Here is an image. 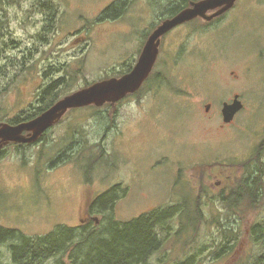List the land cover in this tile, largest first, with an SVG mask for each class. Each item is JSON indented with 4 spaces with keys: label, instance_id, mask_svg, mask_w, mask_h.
I'll return each instance as SVG.
<instances>
[{
    "label": "rangeland",
    "instance_id": "obj_1",
    "mask_svg": "<svg viewBox=\"0 0 264 264\" xmlns=\"http://www.w3.org/2000/svg\"><path fill=\"white\" fill-rule=\"evenodd\" d=\"M197 1L0 0V124L29 122L130 72L162 22ZM228 15L164 34L136 95L68 110L40 139L2 146L0 227L30 238L58 227L99 234L110 221L157 213L163 245L149 264H257L262 246L250 227L264 222V171L255 174L264 169V0H238ZM235 100L241 109L225 123L222 109ZM255 175L262 196L253 205L245 197L224 219L219 197ZM106 192L111 206L91 209ZM8 247L1 263H11Z\"/></svg>",
    "mask_w": 264,
    "mask_h": 264
},
{
    "label": "trees",
    "instance_id": "obj_2",
    "mask_svg": "<svg viewBox=\"0 0 264 264\" xmlns=\"http://www.w3.org/2000/svg\"><path fill=\"white\" fill-rule=\"evenodd\" d=\"M187 3L184 6H187ZM115 8H111L110 11ZM46 109L41 108L42 111H38L35 116ZM18 122L23 121L17 119L12 124ZM258 160L261 161L260 156ZM263 171V168H256L255 174L256 172L263 173ZM257 178L255 175L252 184L239 179L228 196L219 197L227 211L224 219H234L231 216L237 213L236 209L245 197L249 199V205L258 201L263 193ZM113 196L112 192H106L95 200L91 209L99 206L100 212L107 210L112 204ZM194 206L195 202L192 214ZM161 218V215L155 213L121 224L110 221L99 234L89 233L86 227L80 232L71 228L58 227L48 236L40 238H30L17 230L0 227V246L9 245L10 264H45L51 259H56V264H149L151 256L163 245V241L158 235L159 228L163 230V226L160 224ZM232 221L231 223H233ZM215 224L224 233L232 232L231 229H224L220 221ZM237 228L240 229V224L237 225ZM250 234L253 241L262 246L257 264H264V222L253 224L250 227ZM70 248L73 253H70V257H67L66 261V258L61 255L67 253ZM224 248L232 249L228 246H224ZM0 264L4 263L0 262Z\"/></svg>",
    "mask_w": 264,
    "mask_h": 264
},
{
    "label": "water",
    "instance_id": "obj_3",
    "mask_svg": "<svg viewBox=\"0 0 264 264\" xmlns=\"http://www.w3.org/2000/svg\"><path fill=\"white\" fill-rule=\"evenodd\" d=\"M237 0H201L192 2L190 7L182 10L171 19H167L147 39L137 64L131 72L119 78L96 82L84 89L76 91L41 113L29 122L17 126L0 124V148L12 143H31L36 141L51 126L58 123L68 110L87 106H102L106 103H116L126 95L135 92L150 74L158 54L160 38L171 29L194 18L212 20L229 9ZM213 11L207 15V12ZM241 109V103L235 100L232 105H224L223 121L229 123ZM25 133V134H24Z\"/></svg>",
    "mask_w": 264,
    "mask_h": 264
},
{
    "label": "flooded vegetation",
    "instance_id": "obj_4",
    "mask_svg": "<svg viewBox=\"0 0 264 264\" xmlns=\"http://www.w3.org/2000/svg\"><path fill=\"white\" fill-rule=\"evenodd\" d=\"M235 5H236V3L234 4V6L231 8V9H229L228 11H226L225 13H223L222 15H220V16H218V17H216V18H214V19H212V20H209V21H207V22H211V23H214V22H218V21H221V20H223L225 17H229V15H228V13H229V11L230 10H232L234 7H235ZM207 15H209V14H207ZM231 21V20H230ZM160 46V45H159ZM141 53V52H140ZM140 53H139V56H140ZM159 54H160V49L158 48V54H157V58H158V56H159ZM139 58V57H138ZM157 58H156V61H155V63H154V65H153V68H152V70H151V73L148 75V77L143 81V83H142V85L135 91V92H133V94L131 93L130 95L128 94V96H134V95H136L143 87H145L146 86V84H147V87H148V82L147 81H149L150 80V78L152 77V73H153V70H154V68H155V65H156V63H157ZM137 61H138V59H137ZM137 61H136V64H137ZM135 64V65H136ZM134 65V66H135ZM228 68H230V67H228ZM126 74V73H125ZM127 95L124 97V98H122L121 100H119V101H117V102H121L122 100H124L125 98H127L128 97ZM26 122V121H25ZM20 123H22V122H20ZM231 123V122H230ZM229 123V124H230ZM224 125H228V124H224ZM25 134V133H24ZM42 137V136H41ZM41 137H39V139L41 138ZM113 199L115 200V197L113 196Z\"/></svg>",
    "mask_w": 264,
    "mask_h": 264
},
{
    "label": "bare ground",
    "instance_id": "obj_5",
    "mask_svg": "<svg viewBox=\"0 0 264 264\" xmlns=\"http://www.w3.org/2000/svg\"><path fill=\"white\" fill-rule=\"evenodd\" d=\"M131 71H132V70H131ZM131 71H130V72H131ZM128 73H129V72H128ZM113 200H114V199H113ZM96 208H97L98 211H101V209H100L99 206H97Z\"/></svg>",
    "mask_w": 264,
    "mask_h": 264
}]
</instances>
